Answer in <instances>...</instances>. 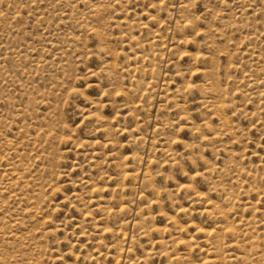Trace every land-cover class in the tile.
I'll list each match as a JSON object with an SVG mask.
<instances>
[{
  "label": "rangeland",
  "instance_id": "obj_1",
  "mask_svg": "<svg viewBox=\"0 0 264 264\" xmlns=\"http://www.w3.org/2000/svg\"><path fill=\"white\" fill-rule=\"evenodd\" d=\"M214 263L264 264V0H0V264Z\"/></svg>",
  "mask_w": 264,
  "mask_h": 264
},
{
  "label": "bare ground",
  "instance_id": "obj_2",
  "mask_svg": "<svg viewBox=\"0 0 264 264\" xmlns=\"http://www.w3.org/2000/svg\"><path fill=\"white\" fill-rule=\"evenodd\" d=\"M232 135V134H231ZM138 155V154H137ZM147 173V172H146ZM133 177V176H132ZM252 220V219H251ZM200 230V229H199ZM214 253V252H213ZM209 262V261H208ZM215 264V263H214Z\"/></svg>",
  "mask_w": 264,
  "mask_h": 264
}]
</instances>
